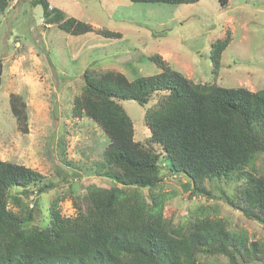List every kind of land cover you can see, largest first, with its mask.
Returning <instances> with one entry per match:
<instances>
[{
  "label": "trees",
  "instance_id": "obj_1",
  "mask_svg": "<svg viewBox=\"0 0 264 264\" xmlns=\"http://www.w3.org/2000/svg\"><path fill=\"white\" fill-rule=\"evenodd\" d=\"M199 0H130L132 3L185 5ZM224 8L228 0H217ZM40 6L42 19L70 36L121 34L92 25L50 7ZM9 0H0V16ZM230 34L210 44L211 73L217 77ZM148 60L159 73L137 76L106 71L92 79L88 71L75 97L71 115L86 117L108 143L96 174L109 188L87 186L86 205L74 217H63L57 199L42 222L37 200L24 198L54 188L23 165L0 160V264H251L264 263V248L250 242L224 218L200 209L195 216L167 217L170 199L160 188L175 178L184 192L214 197L248 221L264 228V90L225 88L195 83L174 71L159 55ZM155 97L156 101L146 107ZM122 101L144 107L149 136L134 140L131 118ZM10 112L26 133L25 104L9 99ZM13 205L15 209L9 207Z\"/></svg>",
  "mask_w": 264,
  "mask_h": 264
},
{
  "label": "rangeland",
  "instance_id": "obj_2",
  "mask_svg": "<svg viewBox=\"0 0 264 264\" xmlns=\"http://www.w3.org/2000/svg\"><path fill=\"white\" fill-rule=\"evenodd\" d=\"M30 1L9 0L0 16V160L30 168L43 176L42 182L55 186L43 195L24 198L30 207L37 200L36 222L46 218L55 199L63 217H74L77 207L85 208L82 194L87 186L111 185L96 174L95 167L102 161L106 136L90 119L71 115L85 71L93 80L106 71L132 80L159 73L148 60L159 55L171 69L195 83L264 90V0H228L224 8L217 0L185 5L47 0L67 17L89 23L95 30L120 33V39L70 36L46 25L41 7H32ZM227 32L230 42L214 78L210 44ZM11 95L20 96L25 104L26 133L10 112ZM155 101L153 97L146 107ZM122 107L133 122L134 140H145L149 131L143 122L144 107L133 101H122ZM163 181L160 190L170 197L164 208L167 217H193L204 209L203 213L228 220L250 242L264 248V228L223 204L216 198L217 191H211L214 197L191 195L178 179L164 177Z\"/></svg>",
  "mask_w": 264,
  "mask_h": 264
},
{
  "label": "water",
  "instance_id": "obj_3",
  "mask_svg": "<svg viewBox=\"0 0 264 264\" xmlns=\"http://www.w3.org/2000/svg\"><path fill=\"white\" fill-rule=\"evenodd\" d=\"M58 116V111H57V104L53 108V117L56 119ZM54 136V135H53ZM53 139L51 140V145H52Z\"/></svg>",
  "mask_w": 264,
  "mask_h": 264
}]
</instances>
